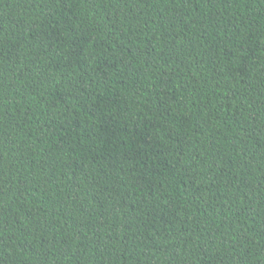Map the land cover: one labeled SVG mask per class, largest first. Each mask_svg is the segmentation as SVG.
<instances>
[{
	"label": "trees",
	"instance_id": "trees-1",
	"mask_svg": "<svg viewBox=\"0 0 264 264\" xmlns=\"http://www.w3.org/2000/svg\"><path fill=\"white\" fill-rule=\"evenodd\" d=\"M0 264H264V0H0Z\"/></svg>",
	"mask_w": 264,
	"mask_h": 264
}]
</instances>
